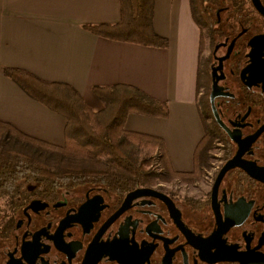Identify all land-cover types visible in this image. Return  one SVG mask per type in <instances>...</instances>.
Instances as JSON below:
<instances>
[{"label": "flooded vegetation", "instance_id": "af4514ba", "mask_svg": "<svg viewBox=\"0 0 264 264\" xmlns=\"http://www.w3.org/2000/svg\"><path fill=\"white\" fill-rule=\"evenodd\" d=\"M206 4L188 191L22 180L0 197V264H264V0Z\"/></svg>", "mask_w": 264, "mask_h": 264}, {"label": "crops", "instance_id": "0c3cea01", "mask_svg": "<svg viewBox=\"0 0 264 264\" xmlns=\"http://www.w3.org/2000/svg\"><path fill=\"white\" fill-rule=\"evenodd\" d=\"M119 20V0H0V121L64 144V118L27 96L5 76L6 68L70 85L93 112L102 109L93 88L132 86L167 102L169 116L130 114L125 129L162 139L174 171L191 172L204 126L196 91L200 30L190 1L154 0V30L168 40L167 48L87 30Z\"/></svg>", "mask_w": 264, "mask_h": 264}, {"label": "trees", "instance_id": "16d2710c", "mask_svg": "<svg viewBox=\"0 0 264 264\" xmlns=\"http://www.w3.org/2000/svg\"><path fill=\"white\" fill-rule=\"evenodd\" d=\"M191 14L200 30L196 91L202 86L201 53L203 30L210 0H189ZM120 20L116 24L87 26V30L106 39L137 45L167 48L168 40L154 30V0H119ZM4 74L30 98L61 115L65 121L64 144L54 145L21 132L0 121V197L16 193L20 181L71 187L101 184L135 185L151 178H189L199 172L205 137L194 156L195 173L176 172L162 139L125 129L130 114L168 118L169 105L126 85L93 88L103 107L93 112L70 85L48 82L20 69L6 68ZM205 106L204 99L198 100ZM200 104V105H199ZM158 163L161 171H151ZM147 170V171H146Z\"/></svg>", "mask_w": 264, "mask_h": 264}, {"label": "rangeland", "instance_id": "374dc122", "mask_svg": "<svg viewBox=\"0 0 264 264\" xmlns=\"http://www.w3.org/2000/svg\"><path fill=\"white\" fill-rule=\"evenodd\" d=\"M18 86V85H17ZM203 95L199 92V94L197 93V100H202L203 99ZM197 103H199L198 101H197ZM200 105V104H199ZM102 107H103V105H102ZM199 109H200V114H203L202 113V111H204V107L203 106H199ZM202 110V111H201ZM61 116V115H60ZM65 120V119H64ZM66 122V121H65ZM161 166L158 164V163H156L154 166H151V171H153V172H158L159 173V171H161ZM147 171V170H146ZM155 178H158V182H160V183H162V184H165V186L167 185V182L170 184V185H173L174 187L176 186V187H178V188H180V190L181 191H183V190H186V191H188L187 190V187L184 185L185 184V180L188 178H181V177H176V178H171V177H169V179H161L160 177H154L153 179H155ZM152 179V178H151ZM150 179V180H151Z\"/></svg>", "mask_w": 264, "mask_h": 264}, {"label": "water", "instance_id": "95a60500", "mask_svg": "<svg viewBox=\"0 0 264 264\" xmlns=\"http://www.w3.org/2000/svg\"><path fill=\"white\" fill-rule=\"evenodd\" d=\"M216 96H217V95H216V93H215V88L213 87V92H212V94H211V103H212V105H213V108H214V99H215Z\"/></svg>", "mask_w": 264, "mask_h": 264}]
</instances>
